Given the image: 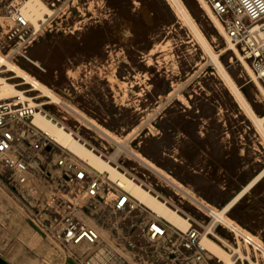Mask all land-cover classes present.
I'll list each match as a JSON object with an SVG mask.
<instances>
[{"label": "rangeland", "instance_id": "1", "mask_svg": "<svg viewBox=\"0 0 264 264\" xmlns=\"http://www.w3.org/2000/svg\"><path fill=\"white\" fill-rule=\"evenodd\" d=\"M185 1L215 49L218 51L224 47L226 39L211 21L201 1ZM107 5L108 16L84 19L81 23L76 22L78 19L73 20L71 29L46 30L37 37L26 56H12V61L108 128L115 137L121 141L128 139L133 149L174 177L199 200L210 207L220 208L221 205L215 202L219 198V189L214 185L216 173L212 165L205 166L199 161L200 154L203 156L199 142L210 138L209 149L212 150L214 134L217 139L221 134V142L226 148L237 147L233 153L238 161L236 172H240L243 166H252L257 174L264 169L262 133L168 0H107ZM0 52L10 55L2 35ZM223 61L255 111L263 115L264 94L251 80L241 60L231 50L223 56ZM1 75L12 77L14 72L6 71ZM21 81L20 78L10 79L14 84ZM17 87L27 90L30 85ZM26 94L39 95L36 91ZM35 101L43 103L48 98L36 97ZM43 108L65 122L77 133L74 135L81 137L96 153L131 178L135 177L137 183L141 181L144 188L166 201L171 208L189 216L195 227L206 231L205 227L213 222L195 200L134 158L123 142L102 137L60 104L46 103ZM41 137L49 143L43 150L41 161L45 169L38 171V185L44 190L54 186L72 189L73 186H69L63 177L53 176L51 170L60 157L78 158L45 134ZM14 187L11 176L0 171V189L13 204L15 220L27 219L32 215L31 211L22 206L13 193ZM108 189L111 196L120 190L107 180L106 191ZM134 201L133 204L137 203ZM87 213L86 221L90 225L93 222L92 226L98 232L101 228L107 233L99 232L100 246L114 250L124 262L168 263L167 243L152 244L141 233L142 228L153 220L143 205L136 204L126 212L107 207L98 213ZM256 214L253 205L250 216L255 218ZM228 215L244 225L246 206L231 209ZM157 220L169 227L162 218ZM216 228V233L229 236L220 223ZM168 230L170 234L173 229L169 227ZM209 237L219 243L213 235L209 234ZM49 238L45 237L47 248L40 251L41 264H76L69 257L68 249L51 236ZM212 264L220 263L213 259Z\"/></svg>", "mask_w": 264, "mask_h": 264}, {"label": "built area", "instance_id": "2", "mask_svg": "<svg viewBox=\"0 0 264 264\" xmlns=\"http://www.w3.org/2000/svg\"><path fill=\"white\" fill-rule=\"evenodd\" d=\"M25 1L0 0V35L10 49L8 57L11 60L12 56H26L37 37L46 30L71 29L73 20L78 19L76 22L81 23L84 19L109 14L107 0H41L46 11L31 18L24 10ZM202 2L221 22L226 37L252 66L264 87V0ZM37 111H43V105L33 103L22 94L0 97V171L9 174L13 183L29 192L32 199L26 200L16 187L12 189L13 193L22 206L31 211L43 230L70 251L76 264H128L118 258L114 250L100 246L99 232L85 216L89 214L87 212L98 213L107 207L116 212L131 211L135 199L120 187L113 196L109 195L106 181L115 182L108 173L96 170L78 157V160L60 157L51 170L53 176L63 177L72 189L40 188L37 168L42 165L43 150L49 142L42 139L44 132L32 121ZM175 210L180 213L179 209ZM204 210L214 222L216 209L207 207ZM185 218L189 221L185 230L169 226L173 229L169 234V227L156 219L150 220L141 230L143 237L152 244L167 243V264H212L213 259L220 264H264V240L239 222H216L224 226L227 236L216 233V225L209 229L205 227L204 231L195 227L189 216ZM209 234L229 253V263L221 261L203 245L204 235Z\"/></svg>", "mask_w": 264, "mask_h": 264}, {"label": "bare ground", "instance_id": "3", "mask_svg": "<svg viewBox=\"0 0 264 264\" xmlns=\"http://www.w3.org/2000/svg\"><path fill=\"white\" fill-rule=\"evenodd\" d=\"M175 12L183 19L185 23L190 27L193 34L201 43L203 49L208 54L211 63H213L220 74L222 75L226 85L229 87L231 93L237 99V101L245 108L248 114L253 119L254 123L262 133L264 138V114L259 115L248 97L242 90L240 84L237 82L235 77L229 71L227 65L223 61V56L228 54L231 50L234 52L236 57L241 60L243 67L250 75L251 80L256 83L259 90L264 94L263 85L257 80L255 73L253 71L252 66L242 58L239 50L231 44L229 39L226 37L225 31L221 22L218 20L216 16L213 15L210 8L206 6L202 0L201 4L204 6V10L208 12L211 17V21H213L215 27L218 29L219 33L223 38L226 39L227 44L222 47L220 50H216L212 41L202 30L199 22L191 12L185 0H168ZM200 4V5H201ZM24 10L26 13L31 16V18H36L46 11V6L41 0H26L24 2ZM203 14V13H202ZM209 17V16H208ZM217 40V38H213ZM230 61H233V57H230ZM6 67V69H2V67ZM6 71L14 72L12 77L2 76L0 74V97H10L16 94H22L24 97L32 100L33 103H37L31 96L27 95L24 91L19 89L17 86L19 85H30V88L27 89V92L36 91L39 93L36 97H46L48 98L47 102L41 103H56L62 105L72 114H75L79 120L85 122L88 126H90L94 131L98 132L102 137H106L112 139L118 143L123 142L124 148L137 160L142 162L147 168L151 169L153 172H157L160 174L167 182L180 188L183 193L189 196L192 200H195L196 203L203 209L215 208V221L212 224L206 226L207 229L210 227L214 228L216 222L221 221L225 224H231L233 219L225 213L227 210H231V208L238 202V200L256 183L264 176V169H262L259 173H257L252 180L242 188L230 201L222 205L220 208L210 207V205L202 200H199L195 194L189 192L184 189V187L179 185V183L175 180L174 177L165 173L158 165L151 162L149 159L144 157L140 152L133 149L128 141H121L119 138L115 137L108 128L95 121L89 115L85 114L82 110H80L77 106L73 105L70 102L65 101L61 98L54 90H52L48 85L41 82L39 79L31 75L25 68L21 65L13 62L7 55L5 56L0 52V73H4ZM12 78H20L22 79L19 83H12L10 79ZM35 97V98H36ZM33 123L38 126L44 134L56 142L58 145L68 150L72 155L85 160L91 167L95 168L98 171L108 173V177L116 183V186L128 191L131 196L135 199V201L139 205H143L151 214V218L159 219L162 218L165 222L168 223L171 227H179L183 230L187 229L189 226V221L182 214L176 212L174 208H171L166 201L160 199L157 195H154L150 190L144 188L141 184L137 183L133 180L130 175L122 172L115 165L111 164L108 160L103 158L102 155L96 153L92 148L88 147L84 142L79 140L73 131L72 128L68 127L65 122L59 120L54 114L50 113L47 109L43 108V111L35 112L33 118ZM80 136V135H79ZM117 136V135H116ZM123 140V139H122ZM87 141V140H86ZM113 158V157H112ZM115 161L116 158H115ZM190 190V189H189ZM229 213V212H228ZM93 225V222H91ZM96 225V224H95ZM98 227V226H97ZM99 229V228H98ZM101 234L104 233L103 229H99ZM109 235V234H108ZM110 238V237H109ZM103 239V238H101ZM108 239V238H107ZM110 240V239H109ZM108 242V241H107ZM203 245L208 248L216 257L220 258L221 261L229 263L231 261L229 253L221 247L216 241L211 239L209 236L204 235L202 240ZM111 244V243H109Z\"/></svg>", "mask_w": 264, "mask_h": 264}, {"label": "crops", "instance_id": "4", "mask_svg": "<svg viewBox=\"0 0 264 264\" xmlns=\"http://www.w3.org/2000/svg\"><path fill=\"white\" fill-rule=\"evenodd\" d=\"M219 131H222L221 127ZM219 136L221 138V134ZM216 137L217 134H214L212 150L209 149L210 138H204L203 143L199 142V150L203 147V156L200 154L199 161L203 162L205 166L212 165L215 170L214 185L219 189V198L215 202L222 206L241 191L256 173L252 166L249 168L243 166L237 173L238 161L235 160L236 157L233 154L237 151V147L226 148L227 146L222 144L221 139ZM41 164L37 168L38 171L45 169L42 161ZM39 175L40 173H38ZM15 187L26 200L32 199L29 192L24 191L17 184ZM243 204L246 206V218L244 225H241L264 239V176L231 209L237 210ZM253 205L256 206L257 212L255 218L250 216ZM13 213L11 200L0 189V264H41L40 251L47 248L45 237L49 238L50 235L43 230L32 215L27 216V219L17 221ZM237 218L241 217L237 215Z\"/></svg>", "mask_w": 264, "mask_h": 264}]
</instances>
